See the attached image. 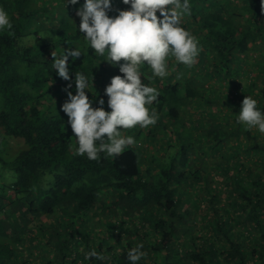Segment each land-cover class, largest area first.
Masks as SVG:
<instances>
[{"label": "trees", "instance_id": "trees-1", "mask_svg": "<svg viewBox=\"0 0 264 264\" xmlns=\"http://www.w3.org/2000/svg\"><path fill=\"white\" fill-rule=\"evenodd\" d=\"M54 1L0 0L12 23L0 30V264H129L140 244L138 264H264V134L237 122L247 95L264 109L261 0H191L182 25L199 41L196 63L169 57L164 78L144 65L160 93L149 106L158 121L122 130L136 143L97 160L76 154L52 102L69 83L52 52L79 47L84 54L69 58L73 80L75 72L94 80L89 96L106 106L104 90L122 74L88 47L75 11L59 17ZM46 23L52 39L39 29ZM254 62L261 68L248 75ZM92 250L104 259H87Z\"/></svg>", "mask_w": 264, "mask_h": 264}, {"label": "clouds", "instance_id": "clouds-1", "mask_svg": "<svg viewBox=\"0 0 264 264\" xmlns=\"http://www.w3.org/2000/svg\"><path fill=\"white\" fill-rule=\"evenodd\" d=\"M121 2L129 7L116 8L114 0H84L76 12L81 18L78 30L88 47L94 54L105 57L103 61L118 67L122 74L113 76L104 90L107 109L103 96L98 100L89 96L90 92L93 93L94 80L78 72L73 80L69 58L75 61L84 54L83 51L74 47L65 48L59 54L52 52V68L60 78L69 81L65 88L68 98L61 110L76 137V154L89 160H97L101 153L116 157L134 145V137L122 135V130L156 125L158 115L154 110L150 112L149 106L158 100L160 93L145 82L144 65L154 76L164 78L169 75V57L191 67L201 51L198 39L182 25L183 17L191 15V0ZM69 3L76 5L79 0H66V6ZM261 5L264 8V0ZM113 10L117 13L114 16L109 14ZM11 27L8 12L0 7V30ZM94 104L98 106L94 107ZM257 105L258 101L247 95L242 101L237 122L249 129L255 127L264 134V109ZM142 249L140 244L128 251L129 264H138L145 256ZM86 258L104 259L95 250L87 253Z\"/></svg>", "mask_w": 264, "mask_h": 264}, {"label": "rangeland", "instance_id": "rangeland-1", "mask_svg": "<svg viewBox=\"0 0 264 264\" xmlns=\"http://www.w3.org/2000/svg\"><path fill=\"white\" fill-rule=\"evenodd\" d=\"M120 1L121 0H114V6L116 7L117 3L120 2ZM54 2L56 4H58L57 9H58V13H59L58 15H59V17H62V14H66V10L65 9H67V13L68 14H70L72 11H75V13H76L77 12V9L79 7H81L82 4L84 3V0H79V3L76 4V5H72V4L69 3L67 6H66V2H60V0H55ZM121 7H124V6H121ZM128 7H129L128 5H125L124 8H128ZM74 8H76V9L74 10ZM44 18L49 23L50 19L52 18V15L50 13L44 14ZM48 23L44 24V26H40L39 29H43V31H45L44 34H43L44 35V38L52 39L53 37L51 36V33H50L51 31L50 30H47L46 31V29H48L47 27L49 26ZM56 37H57V35H55V38ZM34 41H35V34H31L29 37H27L25 39V42L26 43H33ZM257 54H258V52H257ZM256 63L254 62L252 65H250L248 67V73H247L248 75H250L251 69L253 70V68L255 70H257V71L260 70L261 66H258ZM207 69H208V67H206V66L205 67H198V70H199L200 73L203 72V71H206ZM244 98H242L241 101H243ZM66 100H67V97L64 96V94H61L60 93V96L59 97L58 96H55V98H54V100L52 102L54 104H56V107H57L58 110L59 109L61 110V107H62L63 103ZM241 106H242V102H241ZM104 107L106 108L107 106L104 105ZM195 108L196 107L194 105L191 107L190 111H188L189 113H187L185 115V118H184L185 120H189L192 123V121L196 118V116L194 115V112H193L195 110ZM149 128L151 129V126H149L147 128H142V129L145 130V131H148ZM170 129H172V128H170ZM189 130H190L189 132H191V128ZM125 136H126V134H125ZM154 139H155V143H154V146L155 147H151L150 146V153H153L156 150V147H160V145L162 144L161 141H163V142L165 141L163 132L158 133L157 136ZM140 143L143 144V140ZM162 151H163V149L160 150V154L162 153ZM1 180H2V176L0 175V181ZM196 212L198 213V209L196 210ZM202 226H204V225L201 222H198V228L197 229H200ZM98 229H100V228H98Z\"/></svg>", "mask_w": 264, "mask_h": 264}]
</instances>
